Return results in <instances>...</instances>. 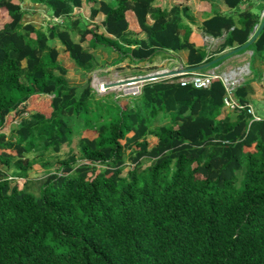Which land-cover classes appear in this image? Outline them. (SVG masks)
<instances>
[{
    "label": "trees",
    "instance_id": "16d2710c",
    "mask_svg": "<svg viewBox=\"0 0 264 264\" xmlns=\"http://www.w3.org/2000/svg\"><path fill=\"white\" fill-rule=\"evenodd\" d=\"M224 1L235 8L243 0ZM83 2L97 0H0V264H264V117L225 112L219 78L207 88L182 86L180 75L151 80L122 101L99 94L89 79L70 84L56 42L85 66L94 60L82 45L87 35L92 48L117 53L110 65L181 49L187 67L216 58L189 40L179 6L101 0L89 19L105 15V36L96 24L81 25ZM32 10L61 22L48 20L43 29L26 20ZM130 12L145 39L133 38ZM239 20L236 27L231 15L216 12L204 31L226 30L224 46L242 45L258 18L244 9ZM245 50L264 54V28ZM247 86L232 92L240 104L248 103ZM13 112L20 117L7 134L1 129ZM78 130L92 134L79 138L81 163L70 154L38 194L10 185V175L24 178L37 163L47 168L46 153L59 152ZM126 160L132 168L123 175Z\"/></svg>",
    "mask_w": 264,
    "mask_h": 264
},
{
    "label": "crops",
    "instance_id": "0c3cea01",
    "mask_svg": "<svg viewBox=\"0 0 264 264\" xmlns=\"http://www.w3.org/2000/svg\"><path fill=\"white\" fill-rule=\"evenodd\" d=\"M104 1H110V0H104ZM262 3H264V0H243L239 6L235 8H231L225 3L224 0H155L154 5L161 6L162 8L163 7L171 8L174 6H179L182 11L181 14H182L183 23L191 28L189 40L193 42L196 47L203 48L207 53V57L210 56L218 57L226 53L227 51H230L231 49L239 46V43L237 41H234L232 45L224 46V41L227 36V31L223 30L220 36H212L204 31L203 22L211 18L216 12H219L224 15L226 14L231 15L233 17L234 25L236 27H240L241 25L239 20L240 11L244 9H249L258 18V23L254 26V30L250 34L251 37L258 28L262 20L260 15L262 13L261 11H263L264 8L263 7L260 12H256L254 11V7L258 8L262 5ZM86 4H87L86 2H83L82 7H85ZM89 5L98 6L99 2L98 3L92 2L89 3ZM39 12L40 10L37 12L35 10H32V13L28 12V14L26 15V20L28 19L33 23L38 24L37 21H39L38 19L40 18L41 15ZM41 12L45 13L44 11ZM127 14H128L127 18L129 20V28L131 31H134L136 34L133 38L145 39L146 35L144 32L140 31L139 25L132 12ZM104 16L105 15L102 12H100L96 16L99 18L98 19L99 22L95 21V19L93 20L95 24L98 26L97 29L98 30L101 29V31H104V28L101 24L102 20L104 19ZM147 22L151 24L153 20L148 16ZM98 33L102 34V32L99 31ZM104 35L108 36L106 32L104 33ZM71 36L75 41L79 40L76 37H73V35ZM57 45L58 44L56 43V46ZM211 45H213V48L212 51L210 52L208 49L210 48ZM131 47L132 48L136 47V44L131 45ZM63 48L64 47L61 48L57 47L59 51H61ZM187 56H188V50L181 49L176 51L157 52L148 60L139 61V62L136 61L134 62L131 61L129 58H125L122 62H119V64H125V61H128L130 62L131 65L141 66L143 64H147V65L157 66L158 67L157 69L164 68L166 70H171L177 67H187L186 66ZM115 57H117V53ZM60 60L62 61V64H64L65 67L68 64L73 66L72 68L77 66L74 64V62L70 60L66 52L61 54ZM240 67H246L247 70L248 76L245 79H243V82L241 84L248 85L247 86L248 103L253 106L254 110L257 112L258 115L264 117V76H263L264 54L254 55L252 50H245L243 52H238L231 56L226 57L216 66V68H218L219 70L237 69ZM69 70L70 69H68V71ZM66 77L69 78V75L67 74ZM260 100H263V102H261ZM223 115L224 114H221L220 116L223 117Z\"/></svg>",
    "mask_w": 264,
    "mask_h": 264
},
{
    "label": "rangeland",
    "instance_id": "374dc122",
    "mask_svg": "<svg viewBox=\"0 0 264 264\" xmlns=\"http://www.w3.org/2000/svg\"><path fill=\"white\" fill-rule=\"evenodd\" d=\"M99 1L101 0H97V3ZM263 7H264V3H262V5L258 8L254 7V11L260 12ZM89 8H90V5L89 3H87L85 7H83L82 12L80 13L81 20L83 19L82 21L83 23L81 25L83 26L87 23L90 25V27L94 28V24H95V22L93 21L94 19L93 20L89 19ZM39 13L41 15L37 23L38 25H41V27L44 29L45 26L47 25V22H49L48 21L49 19H47L49 18V16L48 14L43 13L41 11ZM98 19L99 18L96 17L95 21L99 22ZM60 22H61V19H60ZM1 23H2V20L0 19V25ZM96 31L97 33L98 31L102 32L103 35L105 33L104 31H101V29L99 30L97 29ZM71 35L79 39V35L77 34V31H72ZM89 37L90 35H87L86 39L82 42V45L94 54L93 63H90L85 66H76L77 68L76 67L72 68L73 66H71L70 64L66 65V67L70 69L67 73L69 75L68 80L70 84L82 85L86 82L87 79H89L90 85L99 94H105V93L112 94L111 96L113 97V99H115L116 101H122V100H128L130 98L136 97L141 89V86H140L141 83L135 82V83L125 84V83H120L121 81H125L127 79H131V78H135L139 76L148 75L147 73L155 74L159 72L168 71L164 68L157 69L158 68L157 66L147 65V64H143L141 66L131 65L130 62L128 61H125V64L118 63L115 65H110L112 61L116 58L115 57L116 52L113 51L112 49H109L106 46H101V47H98L97 49L92 48L91 46L88 45ZM56 43L58 44L57 45L58 48L63 47V45L60 42L57 41ZM212 48H213V45H211L208 50L211 52ZM62 50L64 51V48ZM63 51L61 54L64 53ZM228 70H232V69L219 70L215 66V67L205 70V72L204 71H201V72H204V73L215 72L216 74H221L222 71H228ZM240 70L242 71L243 75L241 78L237 80V83L235 85L241 84L243 82V79H245L248 76L246 67H241ZM172 77L174 76H167V77L160 78V79L173 80ZM101 83H106L108 85L107 88L105 87V91L99 90V85ZM112 83H115V84L110 86V84ZM48 100H49L48 95L47 96L43 95L41 98V101L44 103V106H45V107H42L44 111H48V107L46 106V104L48 103ZM260 101L263 102V100H260ZM34 110L35 108L32 107L30 108L29 111H34ZM229 113L231 117H234L237 111L230 110ZM19 117L20 116L16 112L10 113L7 117L9 124L6 125L4 128H2L1 130L7 134L10 133V130L17 126V121L19 120ZM168 121H169V118H165L164 120H162V123L163 122L166 123ZM82 135H87V136L92 137V134L89 132H84V131L82 132L81 130L75 131L72 136L71 141L69 143L63 144L59 152L46 153L44 158L49 163V166L47 168L42 167L39 163H37L28 170L27 176L24 178H13L10 175L8 178L10 180V185L12 186L15 183H17L19 188L24 187L28 191L38 194L41 188V184L45 180L49 172H59L61 161L66 159L70 154L75 155L78 158L79 163L82 162L81 154H80L79 146H78L79 138ZM147 140L149 142V146L154 145L156 142V138L152 135H147ZM126 153H128V150L126 151ZM28 155L33 156V154H28ZM146 162L147 161H145L144 164H146ZM125 166L126 167L124 168L122 172L123 175L126 174L128 169L132 168V164H130L129 161L126 160ZM8 172H9L8 174H10V170Z\"/></svg>",
    "mask_w": 264,
    "mask_h": 264
},
{
    "label": "built area",
    "instance_id": "2783aa9c",
    "mask_svg": "<svg viewBox=\"0 0 264 264\" xmlns=\"http://www.w3.org/2000/svg\"><path fill=\"white\" fill-rule=\"evenodd\" d=\"M263 17H264V8H263V11L261 13V19ZM47 19H49L50 21H53V22H60V17H49ZM240 68L232 69V70H228V71H222L221 74H216L215 72H208V73L197 72V71L185 72V73L179 74L180 77L178 79H176L175 81L178 82L182 86L191 85L195 88H207L210 86L212 78H219V79H221L224 86L226 87V96L224 97V103H225L224 108L227 111H229V110L238 111L241 109H246L247 112L252 116L253 119L259 120L262 117L257 114V112L254 110V108L251 104H249V103L240 104L232 96V92L234 91V89L240 85V84L235 85L237 83V80L239 78H241L243 75ZM129 83H135V82H127L125 84H129ZM142 83L140 86H142ZM107 86L108 85L106 83H101L99 85V90L105 91V87L107 88ZM139 93H140V91H139Z\"/></svg>",
    "mask_w": 264,
    "mask_h": 264
},
{
    "label": "water",
    "instance_id": "95a60500",
    "mask_svg": "<svg viewBox=\"0 0 264 264\" xmlns=\"http://www.w3.org/2000/svg\"><path fill=\"white\" fill-rule=\"evenodd\" d=\"M263 28H264V17L262 18V20H261L258 28L256 29V31L253 33V35L250 37V39L246 43L239 45V46L231 49L230 51H227L226 53L212 59L209 62L200 64V65H196V66H192V67H177V68H174V69H171L168 71H164V72H159V73H155V74H148V75H144V76H139V77L127 79L125 81H121L120 83H127V82H141L142 83V82H146V81L164 78L167 76H176V75H179V74H182L185 72H194V71H198V70L207 68L210 65L247 48L255 40V38L259 35V33L261 32V30ZM113 84H115V83L110 84V86H112Z\"/></svg>",
    "mask_w": 264,
    "mask_h": 264
},
{
    "label": "bare ground",
    "instance_id": "6f19581e",
    "mask_svg": "<svg viewBox=\"0 0 264 264\" xmlns=\"http://www.w3.org/2000/svg\"><path fill=\"white\" fill-rule=\"evenodd\" d=\"M262 12V11H261ZM261 16V15H260ZM251 52V51H250ZM251 56V55H250ZM205 72V71H204ZM147 74H149V73H147ZM178 76V75H177ZM147 82V81H146ZM262 112V111H261ZM262 117V116H261Z\"/></svg>",
    "mask_w": 264,
    "mask_h": 264
}]
</instances>
